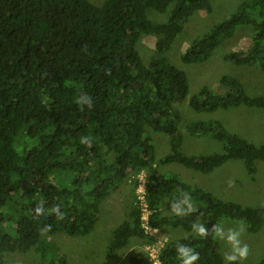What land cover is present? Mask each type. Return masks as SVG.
<instances>
[{"label": "trees", "instance_id": "16d2710c", "mask_svg": "<svg viewBox=\"0 0 264 264\" xmlns=\"http://www.w3.org/2000/svg\"><path fill=\"white\" fill-rule=\"evenodd\" d=\"M170 7L166 20L150 17V9L166 13ZM202 10L212 13V1L105 0L97 5L91 0H0V264H8V252L31 250L39 254V264H67L59 244L44 233L89 235L103 201L129 178L137 186L142 171L147 172L149 223L189 232L165 243L161 264H180L181 244L199 252L196 264H224L220 242L211 231L207 239L190 233L202 218L208 229L227 218L245 221L251 232L264 228V207L226 201L157 169L177 163L210 174L231 159H243L254 176L258 161H264V145L230 132L219 119L189 121L186 130L224 142L222 152L197 156L183 151L182 113L175 105L188 98L190 84L167 54L185 23ZM242 27L253 30L250 45L225 59L264 72V0H245L193 40L183 61L208 60ZM144 35L157 36L149 63L138 49ZM221 85L223 91L202 86L190 106L198 112L241 106L264 110V95L250 94L239 77L224 75ZM151 128L169 137L170 152L162 158L156 156ZM85 137L90 146L81 143ZM184 192L200 203L197 211L165 215L163 201L172 204ZM41 201L45 214L36 216ZM56 206L63 219L52 212ZM144 212L135 196L130 218L114 230L99 264H114L132 238L154 239L145 229ZM46 225L50 230L42 232ZM127 264L153 262L141 251ZM257 264H264V257Z\"/></svg>", "mask_w": 264, "mask_h": 264}, {"label": "rangeland", "instance_id": "374dc122", "mask_svg": "<svg viewBox=\"0 0 264 264\" xmlns=\"http://www.w3.org/2000/svg\"><path fill=\"white\" fill-rule=\"evenodd\" d=\"M101 5L105 0H91ZM214 6L212 13L198 11L184 26V29L176 37L168 57L170 61L180 69L184 70L189 78L190 92L188 98L176 103L175 107L182 113L180 130L184 136L183 151L188 155H211L224 150L225 143L211 136H193L186 130L189 121L221 120L230 132L256 143L264 145V110L248 108L245 106L235 107L229 110L219 109L214 112H198L193 109L189 101L202 86H209L217 91L225 88L221 85L224 75L239 77L248 92L252 95H264V72L258 66L238 65L225 59V55L232 52L247 49L251 43L253 30L251 27H242L235 37L225 41L219 46L210 58L203 62L186 63L182 59L184 51L191 42L202 37L215 24L223 21L234 13L245 0H211ZM172 7L168 12L161 13L150 9V17L154 20L164 21L168 18ZM157 36L144 35L138 44V49L146 63L154 57ZM154 143L156 145V156L162 158L170 152L169 137L165 133L157 132L151 128ZM258 171L252 176L248 173L243 159H231L222 167L215 169L210 174L190 169L184 165L170 163L158 165L157 169L163 175L177 174L185 181L198 184L210 189L215 195L226 200L240 203L246 207H264V161L257 163ZM147 172L139 175V182L135 186L132 178L127 179L117 190L112 192L102 203L100 214L94 230L86 236H71L64 232L44 237L59 244L60 249L67 255V264H99L105 259L108 246L113 238L114 230L125 220L130 218L135 196H143L144 182ZM191 203L199 208L200 203L191 200ZM164 214L173 216L171 202L163 201ZM186 205L181 204V208ZM206 218L200 219L197 224H204ZM227 229H244L240 239L249 247V255L242 264H257L264 257V228L259 232H251L245 221L224 219L221 225ZM194 235V230L190 232ZM189 234L179 228L165 227L154 233L155 237L150 242L141 238H132L129 245L120 251L114 264H127L130 256L138 252H146L150 258H154L153 247L157 249L165 242L183 237ZM197 236V235H196ZM221 251H230V247L220 241ZM8 264H39L40 257L34 250L27 253L8 252L5 254ZM155 260V259H154Z\"/></svg>", "mask_w": 264, "mask_h": 264}, {"label": "clouds", "instance_id": "9594fccd", "mask_svg": "<svg viewBox=\"0 0 264 264\" xmlns=\"http://www.w3.org/2000/svg\"><path fill=\"white\" fill-rule=\"evenodd\" d=\"M89 98L91 101V97ZM77 103H80V97L77 98ZM87 106L91 108L92 103L90 102ZM81 143L90 146L91 140L85 137L81 139ZM181 204L186 205V207L181 208ZM170 210L176 216H186L197 211V208L191 203L190 194L184 192L181 194V198H178L171 204ZM34 212L36 216L45 214L43 201L38 203ZM52 212L56 214L58 219H63L64 213L60 211V206L54 207ZM50 227V225H46L41 231L47 232L50 230ZM192 227L199 238L207 239L209 232L211 231L218 240L224 241L230 247V251L223 255L224 264H242V262L248 258L249 247L240 239L242 232L244 231L242 227L240 229L230 228L227 229V231H225L220 225H213L211 229H208L202 223H194ZM177 256L180 260V264H196V261L200 258L199 252L183 244L177 246Z\"/></svg>", "mask_w": 264, "mask_h": 264}, {"label": "built area", "instance_id": "2783aa9c", "mask_svg": "<svg viewBox=\"0 0 264 264\" xmlns=\"http://www.w3.org/2000/svg\"><path fill=\"white\" fill-rule=\"evenodd\" d=\"M142 172H146V171H142ZM141 172V173H142ZM140 175V174H139ZM138 178H139V176H138ZM146 179H147V175H146ZM139 182V181H138ZM145 183H146V181L144 182V190H143V196L140 198V196H137L138 197V199L142 202V204H143V209H144V215H143V218H144V220H145V223H144V226H145V229H146V231L148 232V233H150V235H152L153 237H155V235H154V233L156 232V231H158L159 230V228H156V227H154V226H152L150 223H149V212L147 211V209H146V205H145ZM166 243V242H165ZM165 243L164 244H162V246L160 247H158L157 249H155L154 247L152 248L153 249V251H154V258H150L151 260H152V262H153V264H161V262H160V260H159V253H160V250H161V248L165 245ZM155 259V260H154Z\"/></svg>", "mask_w": 264, "mask_h": 264}]
</instances>
